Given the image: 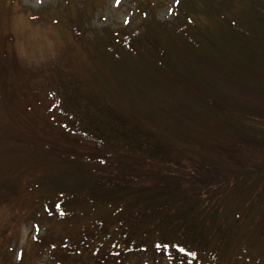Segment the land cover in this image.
Instances as JSON below:
<instances>
[{
  "label": "rangeland",
  "instance_id": "1",
  "mask_svg": "<svg viewBox=\"0 0 264 264\" xmlns=\"http://www.w3.org/2000/svg\"><path fill=\"white\" fill-rule=\"evenodd\" d=\"M200 1L201 9L196 17L203 29L215 32L226 28L238 34L245 27L254 32L257 30L264 41L263 16L260 15L262 20L254 19V22L247 17L253 0H208L211 6ZM194 5L187 0H0V50L3 47L13 50V62H18L22 69L36 67L35 75H38L36 85L26 84L25 90L11 73L5 85L7 88L0 87V264H94V256L78 263L62 262L55 256L56 243L40 247L38 240L44 236L51 237L48 232L54 236L68 233L71 237L79 222H88L98 215L105 216L107 207L81 211L82 215L67 225V222L44 214L46 191L41 193L36 186L48 183L73 186L85 179L93 186L99 181L110 187L127 182L132 170L139 174L140 178L136 180L151 182L164 175L184 184L191 179L208 180L209 195H203L202 190V200L209 199L207 202L210 201L212 207H218L233 219H238V223H234L238 228L236 243L240 247L251 244L244 253L248 260L245 261L264 264V218L257 221L264 215V147L257 145L256 140L264 135V119L232 111L226 115L231 116L230 126L223 121L218 123L227 125L224 126L226 129L220 127V132L217 130L222 136H216L211 131L213 129L209 135L205 130H196L200 114L195 105L199 104L194 102L195 105H191L190 101L198 100L196 93L201 91L195 89L189 74L181 71L191 61V53L186 50L185 37L178 28L185 24L182 18L184 6L195 12ZM213 5L220 6L228 21L221 19L217 23ZM203 7L207 8L204 15L201 14ZM178 17L181 21L175 20ZM153 27L163 33L162 39L153 34ZM146 34L150 36L145 37ZM244 35L248 40L253 37ZM151 43L159 48L160 43L161 46L166 43L170 48V55L161 56L164 75L160 74V65H156L153 55L144 57V52L155 53ZM258 44L264 48V42L259 41ZM100 48L105 50L100 52ZM250 49L251 52L241 53L248 54V59H254L257 53L253 46ZM123 55L129 61H125ZM52 60L59 61L65 69V81L71 86V99H78L77 94L71 91L72 83L89 88L90 92L93 90L96 98L100 96L98 93L104 94L108 90L114 103L129 107L128 110L139 117L134 118L138 123L136 128L142 127L152 144L144 152L140 149L129 151L133 157L132 165L127 166L130 173L123 174L125 177L121 170L117 173L114 168L121 166L119 159H126V148L117 153L112 151L109 154L111 164L99 167L98 175L94 173L98 164L79 162L81 155L106 150L80 145L81 134H77L74 121L64 118L60 123L63 114L51 109L52 101L48 99L51 89L45 87L42 90L40 87L47 85L48 78L46 76L45 80L42 75H47L45 68L52 66ZM192 68L202 71L193 65ZM123 71L129 73L128 78L131 79L126 85L129 87L127 92H121ZM177 72L184 81L178 80L175 85L166 83V76L174 79L179 76ZM56 74L61 75L62 72ZM203 75L208 80L205 87L216 93L224 86L229 87L226 83L232 81L218 71H205ZM177 84L181 86L176 87ZM181 87L185 89L181 90ZM228 91L226 89L223 96H229ZM176 93L177 98H183L179 103L172 101ZM192 93L195 96L190 95ZM160 94L163 98L156 99ZM257 95L263 96L259 92ZM127 101H133L134 106ZM157 108L163 112L161 118L159 112L152 113ZM144 114L152 115L149 121L143 120ZM165 114L173 119L165 118ZM84 116L88 120V114ZM205 120L211 123L209 119ZM64 121H67L66 128L62 125ZM183 122L190 124L182 128ZM237 129L255 137L253 143H235L234 132ZM136 138L133 143L139 139ZM218 141L225 142L223 147H216ZM115 144L111 147L115 148ZM210 144L211 147H203ZM158 145L169 146V155L167 151L158 153ZM146 177L148 179H144ZM63 190L74 193L78 189ZM189 191L192 192L193 188ZM255 229V238L250 237L249 233ZM125 258L129 259V256ZM172 261L169 257L142 256L115 264H175Z\"/></svg>",
  "mask_w": 264,
  "mask_h": 264
},
{
  "label": "trees",
  "instance_id": "2",
  "mask_svg": "<svg viewBox=\"0 0 264 264\" xmlns=\"http://www.w3.org/2000/svg\"><path fill=\"white\" fill-rule=\"evenodd\" d=\"M187 1L195 3L193 7L195 12L184 6L185 10L182 18L185 24L178 28H180L182 36L185 37L186 41L183 43L186 50L191 53L190 64H185L181 71L187 72L193 79L195 89L201 91L196 93L199 97H197L198 100L191 99L190 101L191 105L194 102L199 104V106L194 104L195 108L199 109L200 114V117L197 118L199 121L195 126L196 130H202V132L205 130L207 135L213 131L216 136L218 134L222 136L217 130L220 127L230 126L229 118L231 116L227 117L226 115L232 114V111L264 119V48L258 44L259 41L264 42L262 34L257 33V30L254 32L245 27H242V33L238 34L226 28H220L215 32L205 30L202 23L197 22L198 17H196L198 10L200 13L201 1ZM194 1H197V3ZM202 1L210 6L212 5L208 0ZM182 2H179L180 11ZM197 5L199 6L197 7ZM213 6L216 11L214 16L217 23L221 19L227 20L226 14L220 6ZM205 9L207 10L203 7L202 15L206 12ZM260 15L264 19V2L263 0H253L252 6L250 5L248 8L247 17H251L250 21L254 22V19L262 20ZM178 19L181 21L179 17L175 20ZM230 23L233 24V22ZM199 26L201 29H199ZM240 27L238 25V28ZM152 30L156 37L162 39V32H159L156 27H153ZM210 33L213 34L210 35ZM244 34L253 37L251 36L252 38L248 40V37ZM148 35L150 36V34H146L145 37H149ZM201 35H203V38ZM254 41L256 43H253ZM150 46L154 48L155 53L153 54L151 51L144 52V57L149 58L153 55L156 65H160L158 67L160 74L164 75L165 71L161 68L164 64L161 56L164 54L170 55V48L166 43L163 46L160 43V48L153 45V43ZM252 46L257 54H255L254 59H250V57L248 59V54L241 52H251L250 48ZM101 50L104 51L105 49L100 48L99 51L101 52ZM12 51L6 47L0 50V87L7 88L5 85L8 83L10 73L16 76L24 90L26 84L36 85L35 80L38 75H35V73L37 68L30 66L29 69H22L18 62H13L12 59L15 54ZM103 55H105V52ZM123 58L125 61H129L127 56L123 55ZM51 64L50 68H45L46 72L44 73H47V75H42L45 80L47 76V85L40 87V89L43 90L45 87L51 89L48 92L49 97H47L50 98L49 102L52 101L51 109L63 114V119L59 122L61 123L64 118L74 121L77 134H81L82 137H80V145L106 150L103 153L96 151V154L81 155V157H78L79 162L98 164L94 168V173L98 175L99 167L104 164H111L109 159L112 157L109 154H112V151L117 153L120 149L126 148L128 150V154H125L127 155L126 159H119L118 163L121 166L115 167L114 171L118 173L121 170L122 175L130 173V168L127 166L132 165L131 158L133 157L129 154V151L140 149L144 152V149L150 148L152 144V140L143 128H136L138 123L135 121L137 119L134 118L138 116L131 113L128 110L129 107L114 103L113 98H111L113 95H110L108 90L104 94L97 92L100 96L96 98L93 90L90 92L89 88L72 83L74 85L71 91L77 94L78 99H71L69 90L71 86L67 85L68 82L65 81L64 73L66 72L64 67L61 66L59 61L55 60H52ZM192 65L202 71H195ZM210 70L218 71L237 83L227 82L226 85L228 84L229 87L224 86V89L218 93L209 90L205 87V82L208 80L203 73ZM60 71L62 72L61 75L56 74ZM177 73L179 76L174 79L166 76V83L175 85L178 80L184 81L180 76V72ZM122 74L124 79H120L123 84L121 92H127L126 89H129V87L126 85L131 80L128 78L130 74L124 71ZM178 86H181V84L176 85V87ZM180 89L184 90L185 87ZM226 89L229 90V96H223ZM258 92L263 96L257 95ZM177 95L178 93H176L175 99L172 100L174 103L183 100L182 97L177 98ZM162 98L161 94L156 97L158 100ZM127 102L134 106L133 101ZM155 111L160 113L159 118H161L163 112L157 108L153 109L152 113L155 114ZM85 113L88 114V120L84 116ZM151 117V114L142 116L145 121H149ZM164 117L169 118L170 121L173 119L167 114ZM94 118L97 120L96 122ZM205 119H209L211 123ZM54 120H56V117H54ZM220 121L225 122L227 125L218 124ZM214 122L215 127L212 128ZM66 123L67 121L63 122V127L67 126ZM189 124L183 122L182 128L187 127ZM218 131L220 132V130ZM234 134L236 135L234 142L242 145L243 143L251 145L255 139V137L238 129ZM135 138L139 139L136 140V143H133ZM256 140L257 145L264 147L262 145L264 135L257 137ZM114 142H116L115 148H112L111 144ZM224 143V141H218L216 147H223ZM203 147H211V144ZM164 151H167L168 153H166L169 155L171 149L167 145H158L157 152L163 154ZM123 161L125 162L123 163ZM123 177L125 176L123 175ZM137 177H139V174L136 175L132 170L127 182L110 187L99 181H96L93 186L85 179H81L73 186H66L64 183L37 185L36 187L41 193L46 191L44 214L48 218H56L59 221L67 222V225H71V220L78 218V215H82L80 214L81 211L89 212L107 207V212L104 213L105 216L98 215L88 222H79L80 225L71 237L68 233L54 236V234L48 232L52 236H44L39 239L38 246L46 247L51 242L56 243L55 256L62 262L78 263L94 256V264H115L126 262L134 257L151 256L169 257L175 264H250L245 261L247 258L244 257V253L250 249L248 247L251 244H248V247L246 245L240 247L236 243L235 236L238 228L237 226L234 227V223L237 224L238 219L235 217L233 219L229 213L220 211L218 207H212L210 201L207 202L209 199L207 201L202 200L200 194L202 190L203 195H209L207 191L208 180L191 179L184 184L171 180L172 177L168 175L156 178L158 179L156 182L136 180ZM63 188L71 191H73V188L78 190L74 193H66ZM191 188H193L192 192L189 191ZM251 203H253L252 200ZM57 206H59L58 209L55 208ZM263 218L264 215H261L257 221L261 222ZM233 228L234 230H232ZM256 234L255 229L252 233H249V236L255 238ZM125 256H129V259Z\"/></svg>",
  "mask_w": 264,
  "mask_h": 264
}]
</instances>
